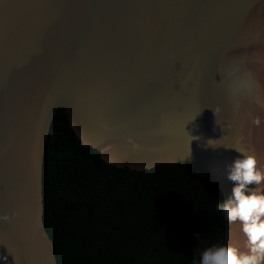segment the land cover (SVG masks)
I'll use <instances>...</instances> for the list:
<instances>
[{"label": "water", "instance_id": "obj_1", "mask_svg": "<svg viewBox=\"0 0 264 264\" xmlns=\"http://www.w3.org/2000/svg\"><path fill=\"white\" fill-rule=\"evenodd\" d=\"M59 108L107 163L182 165L226 198L236 148L264 169V0H0V264H58L43 165Z\"/></svg>", "mask_w": 264, "mask_h": 264}, {"label": "trees", "instance_id": "obj_2", "mask_svg": "<svg viewBox=\"0 0 264 264\" xmlns=\"http://www.w3.org/2000/svg\"><path fill=\"white\" fill-rule=\"evenodd\" d=\"M43 195L58 264H191L194 233L226 238L217 184L177 164H109L82 144L64 108L46 143Z\"/></svg>", "mask_w": 264, "mask_h": 264}, {"label": "clouds", "instance_id": "obj_3", "mask_svg": "<svg viewBox=\"0 0 264 264\" xmlns=\"http://www.w3.org/2000/svg\"><path fill=\"white\" fill-rule=\"evenodd\" d=\"M253 123L260 126L261 119L255 117ZM236 150L240 155L226 165L227 179L233 182L231 192L215 203L214 211L230 224L239 223L244 247L226 238L202 239L197 232L199 243L192 250L191 264H264V169L258 167L253 151ZM8 219L0 216V220Z\"/></svg>", "mask_w": 264, "mask_h": 264}, {"label": "snow or ice", "instance_id": "obj_4", "mask_svg": "<svg viewBox=\"0 0 264 264\" xmlns=\"http://www.w3.org/2000/svg\"><path fill=\"white\" fill-rule=\"evenodd\" d=\"M236 71H240V69H239V68H237V69H236Z\"/></svg>", "mask_w": 264, "mask_h": 264}]
</instances>
